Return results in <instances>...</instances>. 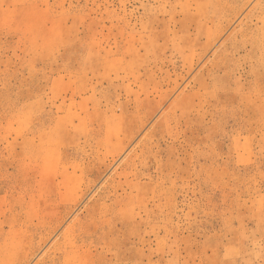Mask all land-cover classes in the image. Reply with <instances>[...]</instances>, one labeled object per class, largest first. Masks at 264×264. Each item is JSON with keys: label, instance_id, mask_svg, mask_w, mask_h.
Segmentation results:
<instances>
[{"label": "rangeland", "instance_id": "rangeland-1", "mask_svg": "<svg viewBox=\"0 0 264 264\" xmlns=\"http://www.w3.org/2000/svg\"><path fill=\"white\" fill-rule=\"evenodd\" d=\"M0 264H264V0H0Z\"/></svg>", "mask_w": 264, "mask_h": 264}]
</instances>
